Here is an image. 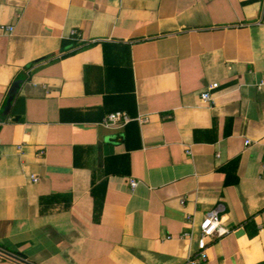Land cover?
<instances>
[{
    "label": "crops",
    "instance_id": "crops-1",
    "mask_svg": "<svg viewBox=\"0 0 264 264\" xmlns=\"http://www.w3.org/2000/svg\"><path fill=\"white\" fill-rule=\"evenodd\" d=\"M0 26V264H186L217 209L204 264H264V0H0Z\"/></svg>",
    "mask_w": 264,
    "mask_h": 264
},
{
    "label": "built area",
    "instance_id": "built-area-1",
    "mask_svg": "<svg viewBox=\"0 0 264 264\" xmlns=\"http://www.w3.org/2000/svg\"><path fill=\"white\" fill-rule=\"evenodd\" d=\"M14 31V27H3L0 26V33H12ZM72 39L82 44L80 40L79 33L77 31H72L71 33ZM80 44V45H81ZM217 88V85L211 86L209 91H206L201 94V101L204 103H209L213 100L212 95L210 93L211 90ZM260 90L264 92V82H261L258 86ZM134 120H138L141 123H145L148 121L146 117H140L138 119H133L125 112H115L109 114L106 119L103 121V125L110 128H122L131 123ZM2 122H0V126ZM249 144V142H247ZM21 147H19V151ZM3 153L0 151V159L2 158ZM34 181H38V179L34 178ZM130 185L132 188L137 186L136 181H130ZM229 231L222 226V219L219 216V209L214 210L208 213L199 226V235L197 236V251L195 253H191L188 257L186 264H204L208 260V248L209 241L214 239L215 237H223L227 235ZM182 238L187 240H193L194 234L191 232L185 233ZM1 259V258H0Z\"/></svg>",
    "mask_w": 264,
    "mask_h": 264
},
{
    "label": "water",
    "instance_id": "water-1",
    "mask_svg": "<svg viewBox=\"0 0 264 264\" xmlns=\"http://www.w3.org/2000/svg\"><path fill=\"white\" fill-rule=\"evenodd\" d=\"M12 258H15V259L21 260V259H19L18 257H12ZM21 261H23V260H21ZM23 262H24V261H23ZM27 264H29V263H27Z\"/></svg>",
    "mask_w": 264,
    "mask_h": 264
}]
</instances>
